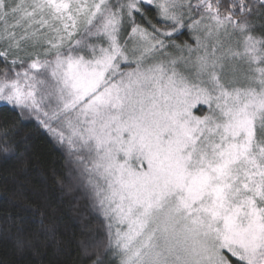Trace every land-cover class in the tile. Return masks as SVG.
I'll return each mask as SVG.
<instances>
[{"label": "snow or ice", "instance_id": "6c2138e0", "mask_svg": "<svg viewBox=\"0 0 264 264\" xmlns=\"http://www.w3.org/2000/svg\"><path fill=\"white\" fill-rule=\"evenodd\" d=\"M0 105L68 150L91 264H264V0H0Z\"/></svg>", "mask_w": 264, "mask_h": 264}, {"label": "trees", "instance_id": "16d2710c", "mask_svg": "<svg viewBox=\"0 0 264 264\" xmlns=\"http://www.w3.org/2000/svg\"><path fill=\"white\" fill-rule=\"evenodd\" d=\"M75 176L66 147L35 119L0 105V264H91L102 217Z\"/></svg>", "mask_w": 264, "mask_h": 264}]
</instances>
